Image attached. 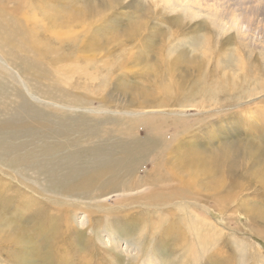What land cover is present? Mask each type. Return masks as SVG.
Here are the masks:
<instances>
[{"label":"rangeland","instance_id":"1","mask_svg":"<svg viewBox=\"0 0 264 264\" xmlns=\"http://www.w3.org/2000/svg\"><path fill=\"white\" fill-rule=\"evenodd\" d=\"M3 7L50 45L103 41L87 48L99 67L92 82H105L115 102L71 109L32 91L28 69L0 64V264H264V92L248 95V76L264 68V0H0ZM163 88L198 106L147 107L161 90L168 95ZM132 98L143 100L144 115L153 109V122L183 119V153L200 160L183 169L167 156L169 174L151 175L154 154L126 151L127 134L110 131L136 107ZM146 129L135 127L129 140L146 139ZM72 148L77 154L65 156ZM96 149L130 154L123 173L91 166ZM79 159L77 175L67 172ZM120 179L139 188H110ZM156 187L152 203L138 197ZM168 226L177 237L160 233Z\"/></svg>","mask_w":264,"mask_h":264},{"label":"bare ground","instance_id":"2","mask_svg":"<svg viewBox=\"0 0 264 264\" xmlns=\"http://www.w3.org/2000/svg\"><path fill=\"white\" fill-rule=\"evenodd\" d=\"M5 8L4 7L0 8V64L8 65L9 66L8 69L14 68L17 70V72L22 71V69H24V72L27 73V69H28L30 74H33V75H27L25 77V80L28 81L29 84L32 85V87H33L32 91L42 92L48 98L53 99L56 102L66 106L68 108H71V109H73L75 107H80V108H85L87 111L92 112L93 111L92 110V106H93L92 103L93 102L99 103V105H97L98 106L97 109L100 110L101 108L104 109L105 107H108L111 104V102L114 101L113 98L106 97L103 95V91L105 89L103 84L105 82L103 83V81H102L98 84H94L92 82L93 79L95 78L93 70L98 71L99 67L93 66V63H92L93 59L91 58L92 56H90L88 54L87 48L91 49L95 45H102L103 41L92 42L89 39H83L82 41L78 40L79 41L78 42L77 38L70 37L68 39V42L72 43L71 46H69L70 45L69 43L68 44L65 43L66 45H68L66 47H64L62 44L50 45L49 43L46 42L47 40H46V38H44V36H43V40L38 37L39 32L37 31L36 27H34V28H33V26L32 27L31 26L26 27L27 25L23 26L18 20H16V16H18L17 13L14 14V13L10 12L8 9L6 10ZM28 14H31V13H28ZM32 14H33L32 16H34V15L39 16L40 15V14L36 13V11H35V13H32ZM20 15H21V13H20ZM27 18H28V16H27ZM52 28L58 29V30L60 29L58 27H52ZM68 29L70 31L72 29V27H67V30ZM85 29L90 30L91 27H86ZM30 37H31V42H30ZM107 40H108V38L105 39L104 42H106ZM77 42L79 44V47H81V48L76 49L78 47ZM31 44H32V46H31L32 56L36 57V59H34V60L29 59L28 58L29 53L26 52V46L31 45ZM13 46L20 49V51L15 50L13 48ZM74 49H76V50H74ZM72 50H74V51H72ZM67 57H74V59H68ZM56 59H58L56 63H59L62 61V64L61 65H54ZM97 62H96L97 65L100 64L99 61H97ZM38 64H41L42 68L45 67L46 70L49 69V71L43 72L41 75H36V73L34 74V71L36 72L34 67ZM105 64L103 63V65H105ZM112 66H114V65L112 64ZM29 67H33V68H29ZM88 68H91V70H88ZM76 70L80 71L78 76H75ZM253 71H254V73H252V75H249L248 77L253 81V84H252L253 89H255L256 91L253 90V92H250V94H248V95L252 98L254 96V98H256V99H261L260 94L264 92V78H261L259 75H264V68L259 66V67L255 68ZM122 74H124V73H122ZM68 78L77 85H80V84L90 85V86H94V87H96L98 89H102V90L101 91L99 90L98 92H95L93 94L78 92L77 91L78 87L76 85H68L67 87L64 86V84ZM104 78L105 77H103V79ZM108 78L109 77H107V79ZM246 81L248 82V79ZM34 82H40L41 86L35 85ZM257 88H259V90ZM163 89H166V88H163ZM163 91L161 90V94L160 95L157 94V96L154 100L149 99L147 107H150V108L151 107H157L159 109L161 107L165 108L164 106H169L172 104L179 105L182 107L193 106V105L198 106L196 104H192L190 101H182L181 99H179L180 97L177 98V96L175 97V96H173V94H169L170 91L168 89L165 90L168 93V95L166 93H165L166 94L165 95ZM143 93L145 95H147L148 98L151 95L150 92H148V94H147L146 91H144V90H143ZM130 105H131V107L133 105H136V107L134 109L128 110L127 113L129 114V116L126 118H123V121H125V122H123V126L121 128L117 127L115 129L110 128V131L117 130V131H120L121 133L124 132L127 134L124 142L126 143L125 145L129 148L126 151H131L134 154H136V156L137 155H143L144 157L149 152H152L154 154L153 157L151 158V161H150L152 164V167L150 169L151 175L154 174L155 178H161V171H162V175L167 176L169 174L170 170L167 168H164V166L166 167L167 165H171V164H169L171 162V160L174 163L183 164V166H182L183 169L187 168L188 165H194L195 162H198L200 160V156L198 154H195L191 157L185 156L187 154L186 152L189 151L188 149L185 148L186 143L184 141V138L188 134V132H187L188 124L183 119L182 120L181 119H173V120H171L170 124L164 123L165 121L163 119H161L159 122H153L154 114L153 115L150 114L153 109L148 112L149 114H146V115L143 114V111H142V109L144 107L143 100L135 101L132 98V99H130ZM165 112H166V110H165ZM143 122H146V124H147V129L145 130L146 132L148 131L147 138L144 140H140L138 138L133 137L129 140V136H134L133 129L139 125H143ZM169 125H172L175 128V129H173V131H175V132L169 133V135H167L166 127H168ZM140 127H142V126H140ZM159 128L161 129V131L159 130ZM173 152H175V156H172ZM183 152H185L186 154H184ZM76 154H77V152L72 148V149L68 150V152L65 154V156L71 157V156H74ZM118 156H120V155H118ZM121 156L123 158L114 157L112 159L106 153H103L100 149H96V153H95V156L92 160L91 166H97L100 168H107L111 172H116V171L121 170L120 173H123L122 172L123 167H121L120 163L123 162V160L128 161L126 158L129 157L130 154L122 152ZM167 156L169 158L171 157L170 161H169ZM133 157H135V155H133ZM183 162H185V163H183ZM79 163L86 164V162L82 161L81 159H79L77 161H69L67 166H65L66 171L71 173V174H76V170L79 167ZM128 164H129V162H128ZM151 178H153V177H151ZM155 181L157 182V180H155ZM150 182H151V179H150ZM118 185H122L124 187L125 186L131 187L132 189L133 188H139V183L129 184L128 182H126L123 179H120L117 184H112L110 186V188H113V187L118 186ZM167 185H168V183H167ZM161 187H162V185H161ZM159 188H160V186H159ZM159 188L156 187L155 190L151 188L149 192L143 194L142 196H138V197L141 199H146L147 200L146 202L148 204H150V203H152L151 202L152 198L157 197L158 196L157 194L160 193L161 188L160 189ZM163 190H164V188H163ZM149 194H151V195H149ZM124 198H126V197H124ZM125 200L127 202V198ZM136 201H139V200H136ZM139 202H141V201H139ZM115 204H118V202L116 201ZM182 220H184V219H182ZM144 222H146V221H144ZM144 228L146 229V226L143 227V229ZM208 230H210V229H208ZM151 231L153 233L158 231L156 229L155 224L151 225ZM174 231H175L174 228L170 229V227L168 226V228L161 230L160 233L168 232L171 237L173 235L175 237H177L175 235V233H172ZM212 236H214V235H212ZM196 238L198 240L201 239L202 241H204V239L198 233L196 234ZM11 239H12V237L10 239H8V241ZM178 240H179V238H178ZM206 240H207V238H206ZM204 252H205V250H204ZM201 253H202V251H201ZM195 254H197V253H195Z\"/></svg>","mask_w":264,"mask_h":264}]
</instances>
